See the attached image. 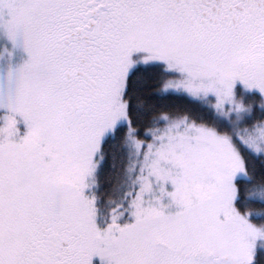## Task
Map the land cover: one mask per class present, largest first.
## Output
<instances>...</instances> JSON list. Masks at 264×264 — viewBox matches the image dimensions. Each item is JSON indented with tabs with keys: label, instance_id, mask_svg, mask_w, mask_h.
<instances>
[{
	"label": "snow or ice",
	"instance_id": "obj_1",
	"mask_svg": "<svg viewBox=\"0 0 264 264\" xmlns=\"http://www.w3.org/2000/svg\"><path fill=\"white\" fill-rule=\"evenodd\" d=\"M0 264H264V0H0Z\"/></svg>",
	"mask_w": 264,
	"mask_h": 264
}]
</instances>
